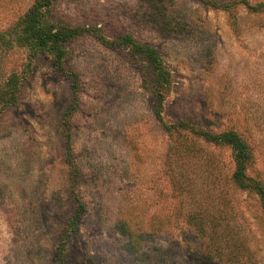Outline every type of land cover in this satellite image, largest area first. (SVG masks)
I'll return each instance as SVG.
<instances>
[{"label":"rangeland","instance_id":"rangeland-1","mask_svg":"<svg viewBox=\"0 0 264 264\" xmlns=\"http://www.w3.org/2000/svg\"><path fill=\"white\" fill-rule=\"evenodd\" d=\"M33 1L0 0V35ZM138 1L53 0L51 23L88 29L61 68L44 51L30 58L13 34L0 39V264H59L75 172L84 211L61 264H264V211L234 184L233 150L175 128L235 133L251 154L247 175L264 185V13L170 0L176 30L165 32ZM125 36L155 48L169 73L161 121L147 59L104 43ZM71 72L77 104L65 118ZM11 75L16 100L4 106Z\"/></svg>","mask_w":264,"mask_h":264},{"label":"trees","instance_id":"trees-1","mask_svg":"<svg viewBox=\"0 0 264 264\" xmlns=\"http://www.w3.org/2000/svg\"><path fill=\"white\" fill-rule=\"evenodd\" d=\"M205 3V0H200ZM53 0H34L30 8L18 18L11 30L2 33L0 39H5L6 35L13 34L15 42L29 50V57H33L40 52H45L53 58L55 65L58 68L62 67L63 60L67 56L66 44L74 38L88 32L87 28L83 27H60L51 23L48 20V13ZM170 0H139L138 8H142V16L147 22H154L155 25L165 32L174 31V25L168 17V4ZM241 4L246 6L253 13H264V4L250 5L246 0H240ZM215 6V5H213ZM227 9V7H224ZM143 20V19H142ZM235 22V21H234ZM176 30V28H175ZM111 46L127 47L131 54L143 55L155 74L154 93L156 98V116L161 121V104L163 101V90L167 88L169 82V73L163 68L158 53L155 48L149 45L135 42L131 36H125L120 42L107 43ZM72 79V88H74L73 98L74 103L68 107L64 117H68L77 104L76 100V73H69ZM16 75H11L8 81L9 90L3 94V105L8 106L16 100L17 87L15 81ZM66 131V158L72 164L73 151L70 144L71 136L69 134V125L66 120L63 123ZM171 129L173 127H167ZM177 129L191 131L197 137L202 138L207 142H212L218 145L230 146L234 153L235 170L232 174L234 184L243 190L254 191L260 197L261 206L264 211V185L250 178L247 175V170L250 164L251 154L247 145L232 132L212 133L202 128H195L187 123L181 122L175 125ZM77 172L73 175L70 183V195L75 203L74 213L68 222L65 231L59 238V243L56 247L57 260L61 264L65 258V242L69 236L75 233L79 228V223L84 211V203L76 191Z\"/></svg>","mask_w":264,"mask_h":264}]
</instances>
